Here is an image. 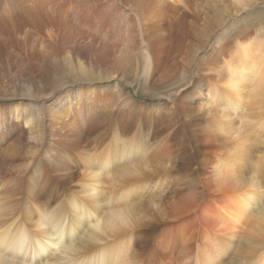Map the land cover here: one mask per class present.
Masks as SVG:
<instances>
[{"label": "bare ground", "instance_id": "6f19581e", "mask_svg": "<svg viewBox=\"0 0 264 264\" xmlns=\"http://www.w3.org/2000/svg\"><path fill=\"white\" fill-rule=\"evenodd\" d=\"M263 13L264 0H0V71L68 75L48 92L20 83L40 105L0 110V146L16 132L35 151L23 176L0 152V264H264ZM124 81L175 100L138 103Z\"/></svg>", "mask_w": 264, "mask_h": 264}, {"label": "rangeland", "instance_id": "374dc122", "mask_svg": "<svg viewBox=\"0 0 264 264\" xmlns=\"http://www.w3.org/2000/svg\"><path fill=\"white\" fill-rule=\"evenodd\" d=\"M260 8H262V7H260V5H259V7H257L256 9H254L251 12L252 14L249 16L250 18H248V20H247L248 23L243 22L242 25H239L238 21H233L234 30L235 31L244 30V29H248L249 27L254 25L259 20L257 13L260 10ZM252 15H254V17ZM262 16H264V13ZM197 61H199V59ZM15 70L0 71V96L6 97V98H10L13 96L19 97L22 94L21 91L25 87V85L20 84V83H22L24 81L26 83L30 82V85L34 86V88L36 90H39V92H48V91H51V89L54 86L59 85V83H60L59 81H62L65 77L68 76L67 73H65V70L63 68H61L60 71H55V70H52L51 68L47 67L46 70H42L45 73V81L43 83H40L39 81H36V79L32 78L30 70H28L26 67L24 68L23 71H19L17 69H15ZM27 72H29L30 74ZM105 83L107 84V86ZM103 84H105V85H103ZM112 84H113V82L104 81L102 83L96 82V83H92V85H90V84H84V85L87 86V88L91 89V90L101 89L102 91H105L106 87L111 88ZM76 85H78V84H76ZM76 85H69L66 88H69L71 86L70 87L72 89L71 91H75L78 88V87H76ZM121 88L126 93L130 94L132 99H134L135 101H138V103H141V104L145 103V104L158 105V103L165 104L166 102L169 103V102L175 100V98L173 100H169V99H167V97H163V98H161V100L159 99L160 97H157V98H155L154 96L147 97L144 94L145 90H143L141 92L138 86L132 85V84L130 85L127 82L125 83V81L123 84H121ZM163 88L166 89L168 87H163ZM63 91H65V90H63ZM113 94H116V92ZM63 95L64 94L58 90V91H55L53 93L52 97H54V99L57 100L59 97H61ZM48 101H50V98L47 99V102ZM58 101H59V99H58ZM19 105H22L26 108V107H31L32 105L39 106L40 102L33 101L31 98H28V97H25V98L19 97V98H14V99L11 98L9 100H6L5 102L0 101V110L2 108L6 109V108H10V107L19 106ZM10 112L12 113V111H10ZM42 119H46V118L42 117ZM20 124H22L24 130H26V131H30L31 129L35 130V126L31 123L29 124L26 122H22ZM11 132H12L11 130H7V133H11ZM32 150H34V149L31 147H30V149L28 147H26V150L24 149V143L19 141V137H18L16 132H14L13 134L7 135V138L4 139L2 145L0 146V152L3 151L4 156L7 159L8 169L15 171L18 176H23L25 174V160H24V158H20L22 155L21 153L26 152L28 156H31V155L35 154V151H32ZM30 151H32V152L29 153ZM43 153H45V151ZM33 164L34 163H31V165H33ZM36 165H37V168L32 173V175L34 177L39 176L40 169L42 167L46 166L47 163L42 161L41 158H39V159H36ZM39 167H40V169H39ZM0 179H2V178H0Z\"/></svg>", "mask_w": 264, "mask_h": 264}]
</instances>
